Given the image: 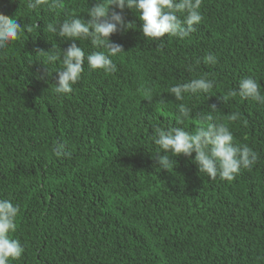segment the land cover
<instances>
[{"label": "trees", "instance_id": "obj_1", "mask_svg": "<svg viewBox=\"0 0 264 264\" xmlns=\"http://www.w3.org/2000/svg\"><path fill=\"white\" fill-rule=\"evenodd\" d=\"M27 2L0 0V13L32 29L0 50V199L20 206L10 236L25 249L9 264H264V104L238 93L252 76L264 94V0H202L203 19L183 39L145 38L139 14L126 7L130 28L110 36L123 49L110 57L114 69L91 70L85 60L62 95L54 91L61 61L40 79L39 51L62 52L73 41L46 25L88 20L97 0H64L63 9L48 0L35 10ZM75 42L86 56L107 51ZM208 53L215 64L204 62ZM202 76L214 82L210 92L183 101L170 93ZM229 89L237 95L224 101ZM180 103L191 109L183 123ZM235 112L239 119L228 120ZM208 113L257 162L231 181L200 173L195 153L161 169L153 126L194 131Z\"/></svg>", "mask_w": 264, "mask_h": 264}, {"label": "clouds", "instance_id": "obj_2", "mask_svg": "<svg viewBox=\"0 0 264 264\" xmlns=\"http://www.w3.org/2000/svg\"><path fill=\"white\" fill-rule=\"evenodd\" d=\"M48 3V0H28L26 7L35 10L39 6ZM202 0H97L94 6L89 7L87 12L90 18L82 19L73 16L65 19L59 25L48 23L46 31L55 33L56 36L72 39V43L62 52L54 47L50 51H39L44 55L41 62L45 65V72L40 73L38 78L43 79L49 74L48 64L61 61V67L57 73L55 87L56 94L72 92L84 71L85 60L91 70L103 69L112 71L113 61L110 57L121 52L122 46L110 40V36L120 29L130 28L131 23L125 22L123 10L127 7L134 9L143 22L141 27L145 38L159 40L165 34L172 37L186 38L195 31L202 19L200 12ZM64 0H51L49 7L63 9ZM119 9L120 11H117ZM183 13V19L178 14ZM31 32V27H22L19 20L0 13V50L6 49L8 44L19 38L22 32ZM76 40H89L94 48L106 49L107 51H93L85 54L82 47L76 44ZM207 64H215L216 57L208 53L204 57ZM214 87V82L206 76L192 79L190 82L174 85L170 93L174 94L177 101L184 100L185 93L196 94L208 93ZM239 95L244 99H250L258 104H264V94L260 85L252 76H247L239 81ZM237 90L229 89L223 94L226 101L229 97H235ZM213 111L217 106H210ZM177 123H183L190 116L191 109L185 104L178 105ZM239 113H231L227 119L236 121ZM202 123L194 131H188L183 127L167 128L153 126L152 138L159 146L155 154L159 167L169 169L172 164L170 157L184 154L191 157L195 153L194 161L198 165L200 173H205L210 180L218 176L222 180L231 181L239 174L241 168L250 169L258 160V154L249 146L234 142V136L229 127L217 122L211 113L201 117ZM164 152V155L160 153ZM55 154H63V146L55 149ZM171 154V155H169ZM20 212V206L13 204L9 199H0V264H9L10 260H19L24 253V246L18 239H13L10 233L17 229L16 220Z\"/></svg>", "mask_w": 264, "mask_h": 264}]
</instances>
